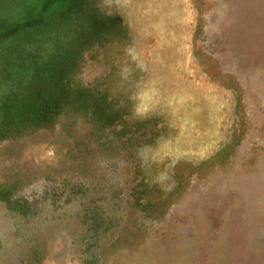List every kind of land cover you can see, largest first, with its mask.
Wrapping results in <instances>:
<instances>
[{
	"label": "rangeland",
	"instance_id": "rangeland-1",
	"mask_svg": "<svg viewBox=\"0 0 264 264\" xmlns=\"http://www.w3.org/2000/svg\"><path fill=\"white\" fill-rule=\"evenodd\" d=\"M0 0V264H264V0Z\"/></svg>",
	"mask_w": 264,
	"mask_h": 264
},
{
	"label": "trees",
	"instance_id": "trees-1",
	"mask_svg": "<svg viewBox=\"0 0 264 264\" xmlns=\"http://www.w3.org/2000/svg\"><path fill=\"white\" fill-rule=\"evenodd\" d=\"M6 1H8V3H10V2H11L10 0H6Z\"/></svg>",
	"mask_w": 264,
	"mask_h": 264
}]
</instances>
